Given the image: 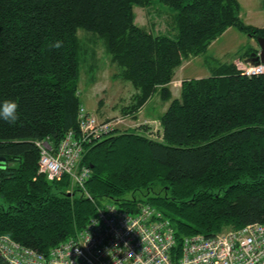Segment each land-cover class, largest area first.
<instances>
[{
    "label": "trees",
    "instance_id": "1",
    "mask_svg": "<svg viewBox=\"0 0 264 264\" xmlns=\"http://www.w3.org/2000/svg\"><path fill=\"white\" fill-rule=\"evenodd\" d=\"M158 4L169 12L170 33L135 21V6ZM241 9L240 0H0V104L15 101L19 117L0 119V235L48 254L108 202L131 212L155 206L179 244L264 224V73L246 76L236 63L259 48L217 61L207 77L184 79L179 97L170 87L183 63L229 28L264 37V26L245 23ZM80 28L104 39L120 68L115 77L135 87L125 114L136 118L156 93L172 99L157 137L142 125L144 132L115 131L87 146L81 164L92 169L91 197L69 193L68 175L49 179L36 144L46 137L58 144L79 129L80 66L90 53ZM0 264L10 263L0 255Z\"/></svg>",
    "mask_w": 264,
    "mask_h": 264
},
{
    "label": "built area",
    "instance_id": "2",
    "mask_svg": "<svg viewBox=\"0 0 264 264\" xmlns=\"http://www.w3.org/2000/svg\"><path fill=\"white\" fill-rule=\"evenodd\" d=\"M237 65L246 76L264 73L263 62L239 61ZM129 118L130 114L100 119L82 104L78 130H69L58 144L50 137L36 142L40 170L49 179L68 175L69 193L79 188L91 197L85 185L92 169L81 164L87 146L115 131L137 130V123L129 124ZM0 255L10 264H264V224L224 229L210 236L189 235L179 244L171 220L155 206L144 204L138 212H131L108 202L98 207L75 237L48 254L0 235Z\"/></svg>",
    "mask_w": 264,
    "mask_h": 264
},
{
    "label": "rangeland",
    "instance_id": "3",
    "mask_svg": "<svg viewBox=\"0 0 264 264\" xmlns=\"http://www.w3.org/2000/svg\"><path fill=\"white\" fill-rule=\"evenodd\" d=\"M240 2L243 21L256 27L264 26V0H240ZM160 5L151 6L150 8L135 6L136 23L145 26L150 31L170 33L172 30L170 28L171 19L169 12H164V8L160 7ZM78 37L85 49L90 50V53L86 55L84 62L80 66L78 83L82 104L88 110L97 114L100 119H111L116 116L126 115L124 107L132 102V95L136 91L135 87L131 82L115 77L120 68L117 64L112 63L109 54L106 52L103 38L84 28L78 29ZM250 46L258 49L257 39L251 38L236 27L229 28L217 39L214 46L209 48L206 54L193 57L188 64L184 62L187 65L184 66V69H186L179 70L175 80L170 84L173 97L180 96L179 92L183 78L207 77L211 74V70L214 68L212 66L217 61H231L236 52H244ZM210 58L214 59L210 61ZM239 61L245 62L240 59L236 60V62ZM171 100L170 98L164 101L160 93L154 94L150 112L156 113L155 119L148 118L146 115L148 111L144 109L143 113L139 116L137 115L136 118L133 113L130 114L129 124L137 123V129H140L145 121H151L152 124L149 125V129L153 132L156 130L154 132L155 135L157 131L161 130L160 113L165 106L170 104Z\"/></svg>",
    "mask_w": 264,
    "mask_h": 264
},
{
    "label": "clouds",
    "instance_id": "4",
    "mask_svg": "<svg viewBox=\"0 0 264 264\" xmlns=\"http://www.w3.org/2000/svg\"><path fill=\"white\" fill-rule=\"evenodd\" d=\"M61 46L62 42L60 41L55 42L53 45L55 48H60ZM18 118V104L15 101L5 100L0 104V119L15 124Z\"/></svg>",
    "mask_w": 264,
    "mask_h": 264
},
{
    "label": "crops",
    "instance_id": "5",
    "mask_svg": "<svg viewBox=\"0 0 264 264\" xmlns=\"http://www.w3.org/2000/svg\"><path fill=\"white\" fill-rule=\"evenodd\" d=\"M258 27V26H257ZM259 27H262V26H259ZM217 41V40H216ZM216 41H214L212 44H211V46H210V48H212L213 46H214V44L216 43ZM192 59V58H191ZM239 60V59H238ZM241 60V59H240ZM244 61H247L246 59L244 60ZM190 62V59L189 60H187V61H185V63L186 64H188ZM185 63H183V65L176 71V74H177V72L179 71V70H185L184 69V66H187ZM237 63V62H236ZM176 76V75H175ZM201 78V77H200ZM184 79H190L189 77L188 78H183V80ZM174 80H175V77H174ZM172 90V89H171ZM180 93V92H179ZM152 99H153V96L147 101V103L139 110V112H138V114H136V117H137V115L139 116L140 114H142L143 113V111H144V109H146L147 111H148V113H146V115H147V117L148 118H152V119H155L154 117H156V113H154L153 114V112L151 113L150 111H151V102H152ZM168 102V101H167ZM170 105V104H169ZM169 105L168 106H165L164 107V110L163 111H161V113H160V116L167 110V108L169 107ZM140 132H144L145 130L144 129H142V128H140V129H138ZM148 131L150 132V129L148 128ZM148 131H146V132H148ZM160 132V131H159ZM159 132L157 133V134H153V135H151V136H154V137H157V135L159 134Z\"/></svg>",
    "mask_w": 264,
    "mask_h": 264
},
{
    "label": "water",
    "instance_id": "6",
    "mask_svg": "<svg viewBox=\"0 0 264 264\" xmlns=\"http://www.w3.org/2000/svg\"><path fill=\"white\" fill-rule=\"evenodd\" d=\"M257 42L259 44V53L257 57H255L254 59H251V58L247 59V62H251V63L263 62L264 63V37H258Z\"/></svg>",
    "mask_w": 264,
    "mask_h": 264
}]
</instances>
